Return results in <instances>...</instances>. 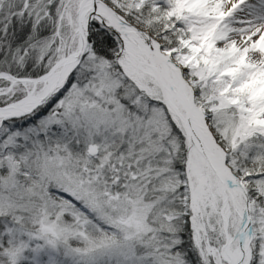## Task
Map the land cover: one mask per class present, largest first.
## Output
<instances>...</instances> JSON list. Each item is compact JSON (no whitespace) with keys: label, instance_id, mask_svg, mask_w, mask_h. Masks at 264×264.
Segmentation results:
<instances>
[{"label":"snow or ice","instance_id":"snow-or-ice-1","mask_svg":"<svg viewBox=\"0 0 264 264\" xmlns=\"http://www.w3.org/2000/svg\"><path fill=\"white\" fill-rule=\"evenodd\" d=\"M0 264H264V0H0Z\"/></svg>","mask_w":264,"mask_h":264}]
</instances>
